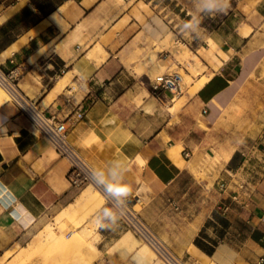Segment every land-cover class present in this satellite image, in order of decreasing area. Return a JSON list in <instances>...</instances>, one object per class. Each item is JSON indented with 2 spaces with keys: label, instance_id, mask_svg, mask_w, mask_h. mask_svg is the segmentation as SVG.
Returning a JSON list of instances; mask_svg holds the SVG:
<instances>
[{
  "label": "crops",
  "instance_id": "crops-1",
  "mask_svg": "<svg viewBox=\"0 0 264 264\" xmlns=\"http://www.w3.org/2000/svg\"><path fill=\"white\" fill-rule=\"evenodd\" d=\"M171 1L0 0V64L67 121L96 170L132 187L129 202L179 257L264 264V0H229L209 21L197 0ZM193 17L199 30L182 32ZM182 59L197 68L192 83L178 98L154 93ZM214 150L216 169L198 177L190 164ZM69 168L15 102L0 106V259L64 212L66 234L68 218H87L88 186H72ZM99 237L105 264H164L120 222Z\"/></svg>",
  "mask_w": 264,
  "mask_h": 264
},
{
  "label": "built area",
  "instance_id": "built-area-1",
  "mask_svg": "<svg viewBox=\"0 0 264 264\" xmlns=\"http://www.w3.org/2000/svg\"><path fill=\"white\" fill-rule=\"evenodd\" d=\"M65 71L66 68L60 69V73L62 74H64ZM16 79L14 71H6L0 64V86L9 93L10 100L18 105L20 111L30 118L34 131L41 137H45L61 156L69 160L70 168L67 178L71 185L74 187H93L103 196V207H115L116 210L119 211L121 206L116 202V199L105 193L102 186L95 184L92 173L96 169L69 141L67 121L57 119L55 116L48 114L39 102L29 98L20 89ZM182 85L183 75L177 71L163 74L151 83L152 90L156 94H160L162 90H167L172 94H176L177 92H181ZM83 116L84 111L79 112L76 120L82 119ZM262 152L264 153V146ZM221 187L225 190L227 189V184L223 182ZM236 197L237 196H235V198ZM106 200L108 202L107 204ZM119 222L123 227L132 230L139 238L146 242L163 260L164 264H188L187 260L179 257L170 246L154 232L129 200L123 209V214ZM71 234L72 233H68L67 237Z\"/></svg>",
  "mask_w": 264,
  "mask_h": 264
},
{
  "label": "rangeland",
  "instance_id": "rangeland-1",
  "mask_svg": "<svg viewBox=\"0 0 264 264\" xmlns=\"http://www.w3.org/2000/svg\"><path fill=\"white\" fill-rule=\"evenodd\" d=\"M179 1H183V0H173V1L169 2L170 7L172 8L174 3L179 2ZM179 6L182 7V2H181V4H179ZM168 9L169 8H167L165 11H167ZM183 13L185 14L186 10H184ZM196 13H197V11H196ZM192 15L193 14L191 13L189 15V17H191ZM197 15L198 14H196V16ZM210 18H211L210 15H207V16L205 15L203 20L209 21ZM168 39H171L173 41L174 37L171 36ZM178 43L180 44V46L182 48H185V46L181 43V41L178 40ZM182 61H183V66L185 69L184 68L178 69L176 66H174L173 71L180 72L183 75L182 89H184L183 86L185 84L190 85L192 83L193 80H192L191 75L197 74V68H196V66L191 64L189 61L184 62V59H182ZM198 62L200 63L199 60H198ZM199 84H201V83H199ZM199 84L197 86H199ZM259 90H262V88H259ZM174 95H176V98H178L180 95V92L173 94V96ZM182 101H183V99H180L179 102H182ZM175 102H178L177 99ZM178 108H176L174 106L172 111H176ZM216 154H217L216 150H214V152H211V155H213V156L207 154L206 157H204L203 159L200 160V162L197 164V166L194 164H190V169L198 177L204 176L206 174V172H209V173L213 172L217 166V158L218 157ZM88 191L94 192L96 190L93 187L89 186ZM103 205H104V198L102 197V200L95 207V209L93 211H90L87 215H85V216H87L86 219H84V220L79 219V220H81V222L74 221L73 218H68V219L70 220L71 223H73V222L75 223V224L73 223L75 226V229L79 228L80 225L87 223L91 219L94 220V222H96V217L98 216V214H100V213L102 214ZM59 217L60 216L55 218L54 223L50 222L46 227H44L41 231H39L38 234H36L28 244H25L26 246H24L22 248L16 247L13 250L6 253L4 255V257H2L0 259V262L2 264H37L38 262L43 261V260H44L43 262H45L47 264H57V263L58 264H71V261L74 262L75 260L73 257L76 254L78 255V253H80V248H81L83 242H82L81 236L78 234L77 231L75 232V230H74V233H76L75 237H74L75 234H73L70 238L67 237L66 230L68 229V226L66 224H64L65 225V228H64L63 227L64 225L61 223L62 221L59 220ZM65 219H66V217H65ZM58 221H60V222H58ZM59 227H60V230H58ZM48 230H49V232L52 230L55 234H61L63 236L47 237V233H49ZM94 234H96V235L92 236L91 239L89 240V242L94 246L96 245L95 247L98 248L101 246V244H99V238L100 237H99V229L98 228H97V233H94ZM76 238H79V239H76ZM83 246H85V243L83 244ZM11 254H15V255L11 261L7 262L8 256ZM47 257H49V258H47ZM96 260H98L97 264H105L106 263L102 253H100V255L96 258ZM95 261H94V263H95ZM188 264H195V263L188 262Z\"/></svg>",
  "mask_w": 264,
  "mask_h": 264
},
{
  "label": "clouds",
  "instance_id": "clouds-1",
  "mask_svg": "<svg viewBox=\"0 0 264 264\" xmlns=\"http://www.w3.org/2000/svg\"><path fill=\"white\" fill-rule=\"evenodd\" d=\"M229 0H197L196 11L198 14L213 15L218 13H225L229 8ZM200 28V22L197 17L185 21L181 25L182 32L195 33ZM118 172L113 169L107 175L102 169L93 171L92 178L95 184L103 187L105 193L116 199V202L121 206L117 211L115 207L105 206L102 208V214L96 217V224L98 229L113 228L118 224L125 208L128 197L132 193V187L123 182L122 179L117 181L115 177ZM108 177L113 179L109 180ZM106 200V204H107Z\"/></svg>",
  "mask_w": 264,
  "mask_h": 264
},
{
  "label": "bare ground",
  "instance_id": "bare-ground-1",
  "mask_svg": "<svg viewBox=\"0 0 264 264\" xmlns=\"http://www.w3.org/2000/svg\"><path fill=\"white\" fill-rule=\"evenodd\" d=\"M203 81H204V79H202ZM202 81V82H203ZM207 81V80H206ZM201 81H200V83L201 84H199V86H201L203 83H202ZM63 83H64V81H63ZM10 99V95H9V93L4 89V88H2V86H0V106L3 104V103H5L6 101H8ZM90 192L91 191H88L87 192V196H85L86 197V204L84 203V205H87L86 206V211H84L83 212V210H80L81 212H83L85 215H87L90 211H93L94 209H95V207L100 203V201L102 200V195L96 190V191H94V195L93 196H91L90 195ZM83 195V194H82ZM82 197V196H81ZM83 199H85V198H83ZM84 201V200H83ZM77 206V205H76ZM82 207V206H81ZM79 209H80V207H78ZM83 208V207H82ZM76 209H77V207H76ZM75 209V210H76ZM85 210V209H84ZM79 211V212H80ZM64 212V211H63ZM70 212V211H69ZM79 212H77V215L79 214ZM80 212V213H81ZM70 216V214L68 213V212H65V213H63V214H61L60 215V217H59V220H61L62 222V224L64 225L65 224V217H69ZM72 216H73V214H72ZM95 217V216H94ZM73 219H74V221H77V222H81V220H79L78 218H77V216L76 217H72ZM58 222H60V221H58ZM74 223V222H73ZM72 223V224H73ZM75 224V223H74ZM78 224V223H77ZM83 224V223H82ZM61 225V224H60ZM59 225V226H60ZM62 225V226H63ZM79 225V224H78ZM64 228H65V225L63 226ZM58 228V227H57ZM58 230H60V227H59V229ZM62 230V229H61ZM78 232V234L81 236V239H82V242H83V244L85 243V246H83V244H82V246H81V248H80V253H78V255L76 254L73 258H74V262L76 263V264H93L94 263V261L96 260V258L100 255V251H99V249L98 248H96L94 245H92L90 242H89V240L91 239V237L92 236H94V235H96V234H94V233H97V224H96V222H94V220H90V221H88L87 223H85V224H83V225H80V227L79 228H77V229H75V232ZM48 232H49V230H48ZM61 233V232H60ZM72 234H73V231H72ZM75 235H74V237L76 236V233H74ZM98 235V234H97ZM50 236H53V237H59V236H63V235H61V234H55L52 230L49 232V233H47V237H50ZM72 236V235H71ZM96 237V236H95ZM70 238V237H69ZM68 238V239H69ZM80 238V237H79ZM79 238H76V239H79ZM80 239V240H81ZM76 244V243H75ZM74 245V244H73ZM72 247V246H71ZM75 250V249H74ZM78 252V251H77ZM64 253V252H63ZM75 253V252H74ZM59 255V254H58ZM62 256V255H61ZM44 257V256H43ZM70 257V256H69ZM47 258H49V257H47ZM51 258V257H50ZM65 259V258H64ZM71 259V258H70ZM58 260V259H57ZM61 260V259H60ZM44 261V260H43ZM43 261H40V262H38L37 264H47V263H45V262H43ZM54 261V260H53ZM52 261V262H53ZM71 261V260H70ZM74 262H72L71 261V264H75ZM57 263V262H56ZM70 263V262H69ZM58 264V263H57Z\"/></svg>",
  "mask_w": 264,
  "mask_h": 264
}]
</instances>
